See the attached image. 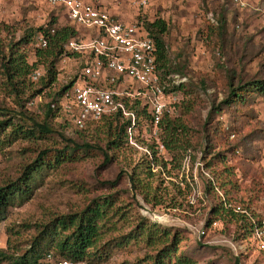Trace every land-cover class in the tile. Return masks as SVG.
<instances>
[{
    "label": "rangeland",
    "instance_id": "1",
    "mask_svg": "<svg viewBox=\"0 0 264 264\" xmlns=\"http://www.w3.org/2000/svg\"><path fill=\"white\" fill-rule=\"evenodd\" d=\"M91 1L125 23L155 18L166 22V67L158 72L161 81L171 75V90L185 85L186 92H167L165 100L172 119L188 132L180 137L181 149L168 152L158 137L159 129L153 137L152 125L144 120L134 130L133 143L124 140L113 149L108 145L107 123L78 131L59 115L50 122L55 132L49 139H16L0 150V183L15 179L39 151L60 150L66 139L95 145L101 151L95 149L58 166L29 197L8 209L0 223V253L17 254L7 249V227L20 231L12 237L11 246L18 245L23 252L33 228L22 226L113 196L125 218L142 217L149 224L178 230L183 238L179 251L196 264H264V254L253 233L243 228L241 214L225 207V203L239 207L250 223L264 222V96L247 92L235 103H224L230 84L236 87L264 80V0H152L144 10L118 0ZM52 18L56 26H74L63 11L44 0H0L2 50L9 53L7 46L15 45L31 64L38 45L37 29H47ZM218 19H224L222 31L217 29ZM77 32L78 41L97 35L94 29L80 26ZM82 62L79 54L60 58L56 82L34 98L30 91L10 94L0 71V107L15 116L22 110L42 121L49 96L71 80H79ZM36 72L37 78L29 79L33 89L40 88L45 76L41 66ZM219 207L226 213H221L223 208L216 212ZM123 230L128 228L123 226ZM150 254L152 250L143 245H131L112 251L108 264H146Z\"/></svg>",
    "mask_w": 264,
    "mask_h": 264
},
{
    "label": "trees",
    "instance_id": "2",
    "mask_svg": "<svg viewBox=\"0 0 264 264\" xmlns=\"http://www.w3.org/2000/svg\"><path fill=\"white\" fill-rule=\"evenodd\" d=\"M138 23L142 24L143 30L155 43L158 70L165 68L163 36L168 29L166 22L161 18H155L151 21L141 19ZM215 23L218 30L225 29L224 19H218ZM37 32H39L38 45L34 53L35 60L31 64L27 62L25 52L15 45H8L10 52L5 53L0 41V71L10 94L20 96L30 91L31 98L39 96L56 82L55 66L59 59L68 55H78L68 52L65 48L69 40L78 38L75 26H56V20L52 18L47 29L38 28ZM40 36L46 40L44 47L39 46ZM21 41H25V38ZM159 63H161L160 66ZM40 66L44 68L45 76L40 79V88L33 89L29 79L37 78L36 71ZM171 73L182 75L177 71ZM74 83L75 81L71 80L67 86L49 96L50 103L46 105L45 118L42 121L28 116L22 110L16 114L18 116L16 118L7 109L0 107V150L10 146L16 139L39 141L49 139V136L55 132L50 122H54L59 117L62 97ZM184 87V84H179L173 86L172 90L169 87L167 91L186 92ZM230 88L229 95L224 101L226 105L241 100L247 92H256L264 96V80L256 79L252 82L239 83L236 87L230 84ZM121 101L126 109L135 115L132 137L141 121L147 120L151 125V117L146 106H141L136 100H133L131 106L127 99L121 98ZM20 107L22 109L23 105ZM25 119L27 121H24ZM100 122L108 124L109 148H119L124 140L129 143L127 129L130 120L123 117L120 112L102 116L95 121H88L76 129L86 130ZM158 129V137L165 150L171 152L181 149L183 141L180 137L186 136L188 130L179 120L172 119L171 112L162 116ZM66 142L60 150L39 151L34 159L20 168L15 179L0 183V223L4 221L10 207L29 197L32 190L58 166L75 162L95 149L101 151L99 147L85 142L79 144L69 139H66ZM105 158L107 159L106 155ZM118 177L111 184H115ZM131 180H133L132 177H130ZM114 198L105 196L93 199L73 213L55 216L50 220H41L33 226L31 224L22 226L24 229L33 228L32 235L26 242L28 248L23 252L20 246H11L12 237L18 236L20 231L15 229V226L7 227L5 231L7 249L11 247L17 251V254H9L6 250L1 252L0 264H40L47 255L55 260H67L73 263L108 264L112 251L123 250L131 245H143L152 250V254L146 257V264H196L185 252L179 251L183 238L178 230L149 224V221L142 217L129 220L121 213V207L115 206ZM221 208L219 207L216 212H220ZM221 213H226V210L223 208ZM239 216L243 222V228L252 233L254 224L250 223L243 214ZM123 226H126L128 230L124 231Z\"/></svg>",
    "mask_w": 264,
    "mask_h": 264
},
{
    "label": "built area",
    "instance_id": "3",
    "mask_svg": "<svg viewBox=\"0 0 264 264\" xmlns=\"http://www.w3.org/2000/svg\"><path fill=\"white\" fill-rule=\"evenodd\" d=\"M49 6L60 9L76 28L94 29L97 35L86 40L71 39L66 50L83 57L79 80L63 95L60 115L74 128L88 121L120 112L130 120L127 129L129 143H133L132 130L135 115L126 109L121 98L131 106L133 100L146 106L151 117L153 137L157 135L159 122L170 113L166 103L171 75L161 81L157 68L156 47L152 38L138 22L125 23L91 0H44ZM139 9H146L152 0H118ZM237 1V0H233ZM46 40L40 36L39 46ZM147 153L148 151L145 150ZM234 213L247 215L239 207ZM248 216V215H247ZM254 224L253 237L264 254V222ZM40 264H89L55 260L47 255Z\"/></svg>",
    "mask_w": 264,
    "mask_h": 264
}]
</instances>
